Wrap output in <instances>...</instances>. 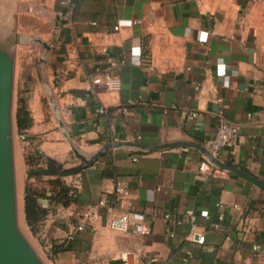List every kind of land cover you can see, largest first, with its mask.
Returning a JSON list of instances; mask_svg holds the SVG:
<instances>
[{"label":"crops","instance_id":"1","mask_svg":"<svg viewBox=\"0 0 264 264\" xmlns=\"http://www.w3.org/2000/svg\"><path fill=\"white\" fill-rule=\"evenodd\" d=\"M71 1L66 28L56 16L58 0H0L2 32L50 47L42 51V73L52 99L45 103L35 92L25 101L32 118L26 135L36 139L45 169L64 174L73 197L39 199L47 212L34 233L23 214L42 262L121 264L126 250L133 264H264L251 252L253 244L264 246V190L212 163L264 183V0ZM110 58L125 61L110 70L120 81L116 92L89 83ZM221 120L237 131L232 147L210 159L206 142ZM176 142L194 145L153 149ZM25 146L17 156L22 212ZM97 153L89 166L77 157ZM117 185L128 196L116 207L127 210L129 202L131 225L148 234L106 227L107 208L98 203L114 198ZM89 208L95 218L76 230ZM186 211L204 229L203 245L187 240L186 225L161 218ZM219 215L221 229L213 230Z\"/></svg>","mask_w":264,"mask_h":264},{"label":"water","instance_id":"2","mask_svg":"<svg viewBox=\"0 0 264 264\" xmlns=\"http://www.w3.org/2000/svg\"><path fill=\"white\" fill-rule=\"evenodd\" d=\"M19 39L20 36L17 33H4L0 30V264H44L27 239L19 231L16 218L14 163L11 140V106L14 48L18 44ZM39 43L46 55L50 51V47L40 41ZM39 62L46 65V62L42 59ZM49 99H52L51 93L49 94ZM191 145L194 144L176 142L157 146L153 149L189 147ZM110 147V144H106L104 150ZM98 156H100V153H97L89 160L77 157L89 166ZM212 163L218 168L232 170L238 176L264 190V183L252 176L242 171L231 169L221 164L218 160H213ZM32 173L46 174V171H32Z\"/></svg>","mask_w":264,"mask_h":264},{"label":"built area","instance_id":"3","mask_svg":"<svg viewBox=\"0 0 264 264\" xmlns=\"http://www.w3.org/2000/svg\"><path fill=\"white\" fill-rule=\"evenodd\" d=\"M36 1V0H28ZM59 9L56 12L57 18L61 21L62 25L66 28L72 27V1L71 0H58ZM117 30V28H114ZM75 52V51H73ZM103 53L106 52L105 49L102 50ZM125 61L122 58H110L107 61V68L101 72L96 73L95 75L89 78V83L91 86H103L106 90L110 92H116L120 89V81L118 77L113 75L110 70L117 66L123 65ZM102 112V111H101ZM195 113L189 115L190 118H194ZM237 127L233 124H230L224 120H221L213 136L206 142V150L210 159H213L217 153L224 149L232 147L233 138L236 134ZM208 165L206 159L199 162L198 170L204 171ZM114 198L111 200L103 199L98 203V206H104L107 208V218H106V227L114 232L126 233L132 230L134 233L144 236L148 234V229L142 224L131 225L130 216H131V205L128 202L127 210H119L116 207V201L120 197L128 196V191L117 185L113 191ZM234 208L236 206H233ZM96 211L95 208H89L81 214V223L76 227V230L80 231L86 226L91 224V221L95 218ZM162 220L171 225V226H181L186 225L188 227L187 240L193 244L200 246L204 244V229L198 226L195 222V216L192 211H186L183 215L178 216L176 214L164 213L161 215ZM222 216L219 215L217 221L210 225V228L213 230H220V222ZM172 235V234H170ZM251 252L253 256H264V246L260 244H253L251 246ZM131 255L130 251H121L119 258L121 264H133L127 261L128 256ZM189 256V253L186 254ZM185 261V259H184ZM151 264V263H149Z\"/></svg>","mask_w":264,"mask_h":264},{"label":"trees","instance_id":"4","mask_svg":"<svg viewBox=\"0 0 264 264\" xmlns=\"http://www.w3.org/2000/svg\"><path fill=\"white\" fill-rule=\"evenodd\" d=\"M32 125V118L27 110L25 100L18 98L14 112V126L17 135L26 143L24 148V162L27 168V178L23 192V214L26 225L34 233L35 225L46 215L38 200L47 198L51 201L66 203L72 199L73 193L62 184L60 177L64 174H56L50 169H45V161L38 150L35 138L26 135V131ZM45 170L46 174L32 173V171ZM54 176V179L43 180ZM42 185H46L42 187ZM49 193V194H48Z\"/></svg>","mask_w":264,"mask_h":264},{"label":"rangeland","instance_id":"5","mask_svg":"<svg viewBox=\"0 0 264 264\" xmlns=\"http://www.w3.org/2000/svg\"><path fill=\"white\" fill-rule=\"evenodd\" d=\"M42 48L39 40L34 36L22 35L18 44L14 48V70L12 83V106H11V140L14 163V180L16 195V218L17 226L21 234L28 239L29 235L23 220L22 199L20 191L16 185L17 169L19 168V160L17 161L20 146L25 142L22 137L17 135L14 126V112L16 109V101L20 97L27 100L35 92H42L45 103L48 100L49 84L47 78L43 75L45 65L39 60L45 61L42 55ZM52 104V103H51ZM29 241V240H27Z\"/></svg>","mask_w":264,"mask_h":264}]
</instances>
